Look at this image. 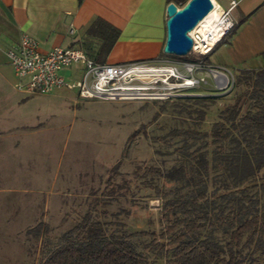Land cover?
<instances>
[{
  "label": "rangeland",
  "instance_id": "374dc122",
  "mask_svg": "<svg viewBox=\"0 0 264 264\" xmlns=\"http://www.w3.org/2000/svg\"><path fill=\"white\" fill-rule=\"evenodd\" d=\"M217 2L229 8L225 0ZM218 47L208 63L202 62L204 68L193 73L186 70V57L163 55L154 62H135L147 69L173 70L182 80L174 78L177 87L167 88L162 81L167 72L136 73L128 85L143 88L140 92L147 96L117 101L82 99L77 89L27 95L15 89L16 79L8 69L7 79L0 77V264H42L47 252L67 232L85 224L88 215L89 226L106 235H135L132 242L151 264H166L167 251L174 246L163 251L159 244L170 238L160 235L174 217L164 218L171 209L164 204L195 188L144 172L150 167L166 172L185 160L177 150L182 142L171 132L195 126L177 114L181 108L204 111L197 130L209 132L225 105L245 89L236 86L237 76L250 69L221 64ZM78 66L72 68L75 79L67 83L82 80L84 71ZM212 70L227 73L230 84L216 85ZM188 78L200 82L183 88ZM188 99L212 102L204 106ZM212 177L213 172L208 194L216 188ZM263 178L261 172L255 180L260 208ZM258 256L249 264H264Z\"/></svg>",
  "mask_w": 264,
  "mask_h": 264
},
{
  "label": "trees",
  "instance_id": "16d2710c",
  "mask_svg": "<svg viewBox=\"0 0 264 264\" xmlns=\"http://www.w3.org/2000/svg\"><path fill=\"white\" fill-rule=\"evenodd\" d=\"M189 1L167 0L168 4L178 7H184ZM236 30L237 26L228 37ZM87 35L100 46L95 52L88 44L83 47L85 53L95 62L104 63L120 31L98 19ZM210 54H189L186 59L191 63H208ZM236 86H245V89L232 103L225 105L220 120L209 132L197 130L198 124L205 120L204 111L193 107L178 111L179 116L186 115L196 127L171 132L172 138L182 142L177 150L185 160L179 167L166 172L154 167L145 169V176L195 188L164 204L166 209L171 208L164 218L174 217L160 235L163 239L170 238L169 242L158 243L163 251L167 245L174 246L167 251L166 264H249L255 261L256 254H259L257 258H264V206L260 208L259 192L254 191L258 189L256 177L264 172V68L241 70ZM212 172L211 182L216 188L208 194ZM260 189L264 192V181ZM90 222L88 215L85 224L67 232L58 245L47 252L42 264H151L148 256L138 251L132 242L135 235H106L101 229L89 226ZM138 235L156 236L152 233Z\"/></svg>",
  "mask_w": 264,
  "mask_h": 264
},
{
  "label": "crops",
  "instance_id": "0c3cea01",
  "mask_svg": "<svg viewBox=\"0 0 264 264\" xmlns=\"http://www.w3.org/2000/svg\"><path fill=\"white\" fill-rule=\"evenodd\" d=\"M238 1L231 14L237 30L218 47L220 63L234 69L264 68V0ZM168 5L167 0H0V77L6 80L8 69L13 71L7 51L23 33L36 39L43 52L88 44L97 52L100 43L87 31L98 19L120 31L104 63L154 62L169 56L164 53ZM75 75L73 69L62 72L66 80Z\"/></svg>",
  "mask_w": 264,
  "mask_h": 264
},
{
  "label": "built area",
  "instance_id": "2783aa9c",
  "mask_svg": "<svg viewBox=\"0 0 264 264\" xmlns=\"http://www.w3.org/2000/svg\"><path fill=\"white\" fill-rule=\"evenodd\" d=\"M228 1L229 8L224 9L222 7L221 15V23L225 27L224 35L216 46L236 27L231 14L238 7L239 1ZM190 37L194 43L190 54L207 56L216 48V46L211 49L202 48L203 36L199 31ZM7 57L17 81L16 89L27 95H47L57 90L73 91L77 89L78 95L82 99L117 101L147 96V94L140 92L143 91V88L128 85V79H131L133 74L151 72L152 70V72H167L169 74L165 79H162L167 88H176L177 82L174 81V78L181 79L175 75L173 70L147 69L138 66L135 62L124 64L97 63L90 59L81 47L76 46L55 47L43 52L38 41L27 33H23L19 41L7 51ZM77 65H81L82 71H84L82 80L76 84L67 83L62 72ZM203 68L202 62L186 64V70L189 73ZM211 72L216 85L218 83L230 84V76L227 73L219 70H212ZM183 81V88H193L200 82L190 78ZM155 82L158 83V81ZM135 91L137 92L134 93Z\"/></svg>",
  "mask_w": 264,
  "mask_h": 264
},
{
  "label": "water",
  "instance_id": "95a60500",
  "mask_svg": "<svg viewBox=\"0 0 264 264\" xmlns=\"http://www.w3.org/2000/svg\"><path fill=\"white\" fill-rule=\"evenodd\" d=\"M213 9L211 0H190L184 7L179 8L170 3L167 6L168 20L167 39L164 53L169 56L186 57L193 49L190 32L194 30Z\"/></svg>",
  "mask_w": 264,
  "mask_h": 264
},
{
  "label": "bare ground",
  "instance_id": "6f19581e",
  "mask_svg": "<svg viewBox=\"0 0 264 264\" xmlns=\"http://www.w3.org/2000/svg\"><path fill=\"white\" fill-rule=\"evenodd\" d=\"M211 1L213 3L212 11L202 21H200L194 30L190 32L191 36L196 31H199L203 36L201 47H206L208 49L214 48L216 44L219 43L225 31V27L221 23L222 7L216 0Z\"/></svg>",
  "mask_w": 264,
  "mask_h": 264
}]
</instances>
